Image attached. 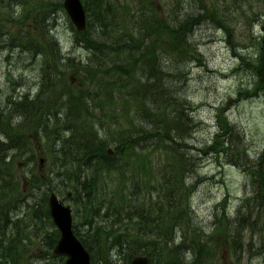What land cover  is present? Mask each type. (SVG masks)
Returning <instances> with one entry per match:
<instances>
[{
  "label": "trees",
  "instance_id": "16d2710c",
  "mask_svg": "<svg viewBox=\"0 0 264 264\" xmlns=\"http://www.w3.org/2000/svg\"><path fill=\"white\" fill-rule=\"evenodd\" d=\"M18 1L19 4L27 10L42 7L33 5L35 0ZM43 1L47 3L49 0ZM85 1V10L88 14L89 21L88 29L85 33L87 34V38L79 40L75 36V45L78 48H83L89 54L94 56L99 55L98 60H95V64L91 65L93 67H83L80 63L77 65L75 62L72 63L70 61H68V64L63 65L62 62L53 59L49 53V49L50 46L54 42L57 43V41L47 37L46 29L41 31V28H44L47 21L40 22L38 27L35 26L36 30H39L41 33L39 39H34L32 37L19 40L22 46H28L33 52H39L45 55L43 72L46 81L43 84V88L49 93H52L49 97L50 101L59 102L60 100V102L69 104L67 118L64 122L55 121L51 131L56 136L57 142L61 144V149L56 154L59 162L62 161L63 164H61L63 167L64 165H68L69 162L73 164L78 161L89 163L90 158L97 157L98 155V163L91 166V168L94 169L93 172L97 173L99 176L103 175V177L106 174L110 175L115 169L110 168L112 163L105 166L104 160L107 158L104 157V152H106L108 148L107 141L111 140L116 144V152L122 155V159H125L124 163L126 164L120 165L122 170H125V167L129 164L128 159L135 155L138 149L147 152L154 147L155 148L149 155H143V167L148 168V166H150L152 162L151 154L157 151L160 153V148L172 151L171 153L174 155V158L172 156L169 162H172V164L175 162L176 166L174 167L172 164L167 165L166 168L169 169V172L166 170L161 176L162 193L159 194L158 198L154 201L149 192V194H147L148 200L144 198L142 203H140L141 207L132 205L130 200H128L130 199L128 196H123L121 198L125 200L122 204L116 200L115 192H111L110 195L109 193L106 194V197L108 196L109 198H104L107 199L109 203L106 208L105 216L107 219L116 216V222L123 227V235L118 238L112 235L99 238L98 234H96L98 228L102 226L100 225L103 223L101 220L105 217L101 215L103 205L99 209V205L96 203V196H98L100 187H91L87 185L88 182L97 179H91L85 182V184L82 185V192L85 193V199L87 201L83 204L85 211L90 214L89 217L91 220L88 224H90L91 227L89 226L90 230L84 245L90 251L93 258L103 262V264H118V262L111 257V255H114L112 252L114 245H120V249L117 251H120L118 255L123 258L121 264H130L133 257L138 255H148L151 257V260H156L157 264H183L181 260H185V262L189 260L187 252H189L188 254H192L191 256L194 258L197 254V257L194 261H190L189 263L186 262V264H206L205 257L208 255L206 254L208 248L204 243L196 244L192 242L191 245L187 247L186 244L188 241L185 240L180 246L173 245V237L176 229H184L188 234L189 231L188 229L186 230L187 227L185 222L191 221L187 208L185 207L184 210L178 211V206L174 204L176 198L179 196L185 202L188 200L185 179L189 173L187 170L190 166L189 163L192 162V158L186 153L188 144L185 138L186 131L183 129L182 124H185L186 121L189 120L188 112L190 103L185 99L181 105H178V103L170 104L171 107L173 106L175 108L173 112L158 114L156 111H153L150 106L149 100L152 96L151 90H143V92L137 96V101L134 102L128 101L123 95L118 94V90L128 88L125 83L126 81L142 85L139 84V81L138 83L132 81L137 77H139L140 81L144 82L143 85L149 82V80L161 77L160 73L163 68L161 65L163 64L166 66L169 64V61H173L174 63L180 61L179 59L182 58L180 52L183 51L184 44L195 47L192 38L195 34V27L205 24L207 18L216 21L217 14L215 9L206 8L199 0L201 3L200 10L203 11L202 14H188L182 21H178L180 18L176 16L170 22V19L159 18L155 7L148 1L139 11L137 17L132 15L125 7L122 9V12L115 9L114 0ZM13 2V0H0V12L6 13L7 10L5 8L11 6ZM54 7L58 8L57 5ZM144 10L151 16L144 17L143 19H146V24L136 30L135 22L140 16L146 15V12H143ZM120 13H122L121 16ZM147 19L149 20L147 21ZM49 24H51V22ZM144 38L151 40L148 46V42L143 41ZM94 39H99L103 43L101 44L103 45L102 54L94 51L93 48H84L88 45L87 43H91ZM108 51H116L117 54L112 56ZM121 53L142 55L140 63H131L128 59L123 58ZM160 55H164L163 58H160ZM259 55L260 59L259 61L257 60L256 67L253 70L260 76V80L264 81V48L262 51H258V56ZM186 59L189 60L188 58ZM199 61H201V59H199ZM140 66L141 69H138V71L135 70V67ZM147 70L154 71L155 75L150 74L149 76ZM76 71L80 72L82 75H88V78L95 81H92L86 90L81 89V91L76 92L74 88L70 86L69 81L65 79L67 74H73ZM56 79H61L65 83V89L64 87L61 88L62 96L58 92L59 87L54 84ZM122 84L124 86H122ZM102 85L109 87V93H105L101 89ZM160 85L169 94L168 99H171L173 96H181L177 91L179 87L178 80L170 82L167 81L166 78H163ZM256 89L259 90L258 92L264 91V85L261 84L259 80ZM116 92L119 100L116 98ZM47 102H49L47 98L43 101L41 97H38L32 103L28 102L26 99L23 103L24 105L16 104V106L23 105L20 114L24 112L25 128L30 127L34 130L36 129L35 126L32 127L38 117V114H34V112L38 107L46 106ZM58 102L56 103L58 104ZM96 108L102 110L103 114H106L108 110L123 112L115 115L117 121L116 127L110 131L115 132L114 138L109 139L107 137L108 134L111 136L113 134L105 132L107 137L105 141L95 130L94 119L96 115L94 109ZM4 114L3 116L0 115V126L4 125V129L7 131L5 135L12 143L22 142L23 146L19 145L17 148L25 151V136L19 133L21 131L12 124L11 118L9 116H4ZM141 117L145 119L141 121ZM4 120L7 121V123H5ZM37 121L39 122L40 119ZM108 122L110 123V121ZM49 126V123L42 125V128L44 127V133L51 134V132L48 131ZM129 126L131 129L125 131ZM62 129H65V132H62ZM227 129L231 133L230 128L227 127ZM65 133L69 137H63ZM141 144L144 145V148H141ZM161 156L163 157V155ZM108 159L112 158L109 157ZM14 166H16L14 163H4L0 165L1 201L4 198H8V196H12L11 191L16 192V187H18V184L15 182V178L18 176L16 175ZM258 166H264V157L257 160L249 169ZM249 169L248 166L244 168L245 172ZM67 174H70V177L72 176L71 173L66 172V175ZM124 174L125 172L123 175ZM6 178L9 179V182L5 183L4 187H1L2 181ZM105 180L106 177L103 178V182H105ZM253 180V185L256 187L255 195L251 200L245 202L242 210L247 211V205L255 204L254 209L256 208L257 210V217L258 215H262L264 220V174ZM155 189L156 188H154V190ZM127 201H129V206H125ZM148 211L159 213V217H145ZM252 216V214H249L246 217L244 214L242 215V219L232 223V228L231 225L226 226V232H230L234 227H238V231L236 230L235 233L231 234L232 236L230 238L235 244H239L241 240V231H239V229L242 230L245 224H247V222L249 223ZM222 219L226 220L224 217ZM104 221H106L105 218ZM123 221H127V225L124 226ZM94 222L97 224L95 225ZM226 222H228V220H226ZM252 227L254 228L255 226ZM55 243L56 240L50 245L51 248L55 246ZM6 250H4L5 253ZM20 250L21 247L14 250H7V253L9 255L10 251H12L11 259L17 260L16 254H18ZM4 257L5 255H3V258Z\"/></svg>",
  "mask_w": 264,
  "mask_h": 264
},
{
  "label": "rangeland",
  "instance_id": "374dc122",
  "mask_svg": "<svg viewBox=\"0 0 264 264\" xmlns=\"http://www.w3.org/2000/svg\"><path fill=\"white\" fill-rule=\"evenodd\" d=\"M53 3H59V0H52ZM119 5L128 3L134 10L136 5L139 4V0H116ZM155 7V10L159 18L170 19V22L174 17H179L178 21L184 20L185 16L192 13H199L201 9V3L198 0H145ZM206 8L215 9L218 20L214 21L207 18V22L201 26L195 27V34L192 37L194 42L197 43L199 51L202 53L201 61H189L190 76L185 79L178 80L181 92L185 95L187 100L192 104L193 114L192 119L194 123H197L193 130V139L189 143V146L193 149V156L190 158H198L204 165L203 170L194 169L191 173H188V179H186L187 186L191 188V194L188 199V206L190 212H192L191 221H186V227L189 231V238L195 240L197 244L201 241L207 246L206 252L209 255H213L214 252L221 250L220 254L225 252L228 247L226 236L224 237H212L209 236L214 229L215 214L219 213L218 209L228 207L231 213L236 214L238 208L241 206L242 201L251 193V187L247 175L241 171L240 168L234 166V162L238 161V158L232 157L234 151L236 154H240V151H244L250 160L262 155L264 152V91L258 92L259 96H255L249 99H245V93H253V89L257 83L256 78L253 76L250 70L256 67L257 60L259 61L260 55L258 51L261 44V49L264 48V0H200ZM17 2V1H15ZM142 2V1H141ZM43 0H35L33 5H43ZM58 9V18L52 24H49V30L52 37H54L59 45L65 50V52H72L78 54V58L82 61H86L87 54L81 51H76L72 43L75 40V33L71 28V22L66 13L61 8ZM61 10V11H60ZM9 14L0 13V20H5V16ZM51 21V22H53ZM220 23L221 25H216ZM201 24V23H200ZM199 24V25H200ZM221 27V28H220ZM11 31H15L14 27L9 28ZM5 31V27L3 32ZM229 31V33H228ZM1 32V33H3ZM26 32H33L32 28H28ZM49 33V34H50ZM31 33H25L28 36ZM18 34H14L5 41H9L12 37ZM24 35V34H22ZM39 38V36H37ZM49 37V36H48ZM263 37V38H262ZM262 39V40H261ZM261 40V43H260ZM2 49L0 52V110L3 111L8 106L9 101H21L26 95L34 96L37 93V89L43 81L42 74V62L45 55L41 57H35L34 55L24 53L19 48L13 51L4 52ZM83 54V56H81ZM240 57L246 58L247 63L243 68L242 60ZM182 59V58H181ZM184 61V58H183ZM241 67V68H239ZM69 81L70 86L75 89H79L78 86L85 85L81 82L77 73H69L65 77ZM139 80V78L137 77ZM261 84L264 85V81L258 79ZM54 84L58 86V92L61 95V88L65 83L61 79H56ZM143 85V83H142ZM141 85V86H142ZM84 87V86H83ZM251 90V91H249ZM52 95V93L50 92ZM50 94L41 95V98L49 99ZM65 102L55 105V108H61L65 105ZM226 114L229 120L235 127L236 134L231 136V139L226 138L225 147H229L228 156L222 155L219 160L215 158V154L212 151H208V154L204 155L203 151L207 147L212 145L214 138L219 131L218 116L220 114ZM50 115H53L50 113ZM100 119L95 126L96 131L100 130V137L104 135V131L108 133L116 126L110 127L108 121H116L114 112L106 113L105 116L97 114ZM48 116L39 115L33 127L37 129V135H34V130L31 132L26 129V135L28 141V153L23 151H14L10 154V160L14 159L17 163H21L26 159L35 157L33 166L21 167L19 169L14 166L17 176H25L30 178H38L41 181H48L43 190L36 193L37 197H44L45 193L53 191L59 199L65 200L66 196L71 195L72 203L67 202L73 208L74 211V226L80 227L79 230L87 239L89 228L86 226V217L84 212L80 216H75L76 206L73 200H76V193L82 192V184H85L88 178V174L81 177L78 183L69 184L65 181V176L59 178L58 175H64L66 168L62 169L60 163L55 161L53 152V143L55 135L53 132L48 134L46 140L41 135V126L43 121H46ZM41 118V119H40ZM104 118V119H103ZM40 119L38 122L37 120ZM20 119L19 121H21ZM18 129L25 130L23 124L15 125ZM52 126V125H50ZM41 130V131H39ZM114 131L110 132L113 134ZM38 135L40 139H38ZM49 145L51 149L49 148ZM116 146H110L109 149L113 151ZM59 151V147L54 149V152ZM172 152V151H171ZM138 154H142L141 150H137ZM163 153V158L158 160L155 158V162L152 164L151 169L147 172V181L149 185L147 190L150 192L154 199L158 198L161 194L160 178L162 170H168L165 166L168 165V158L171 157V153ZM143 155V154H142ZM174 158V155H172ZM219 157V156H218ZM136 157H132L129 160L130 169L128 173L123 177L125 184H119L121 181L114 176L108 177V181L103 184L104 191L100 188L98 197L100 204L103 205L102 198L104 192L107 190L109 195L112 191L115 192L117 200L123 196L132 194L135 192L134 182H140L139 194L141 197H132L134 203H140V199L145 197L147 199V191L143 189L144 184L141 180H146L144 171H133ZM177 159V158H176ZM194 159V158H193ZM192 159V162L194 160ZM57 160V159H56ZM27 161V160H26ZM43 161V163H41ZM160 161V162H158ZM201 165V166H202ZM200 166V167H201ZM69 169V168H68ZM192 170L189 168L187 171ZM86 171V170H85ZM28 174V175H26ZM70 177V174H67ZM128 178V179H127ZM7 179L2 181L1 187H4ZM38 187L36 184L35 190ZM120 188H125L124 194L121 193ZM157 189V191L154 190ZM18 192L24 197L29 198L31 191L29 190L28 183H22ZM35 193V192H33ZM50 195V193H49ZM48 195V196H49ZM15 196H8L14 198ZM81 199V197H80ZM66 201V200H65ZM165 203V202H163ZM44 205V204H43ZM104 212L102 213V216ZM88 220V219H87ZM260 221L262 220L259 219ZM18 222V218L12 215V222ZM80 223V224H79ZM113 223V221L103 222L100 225H107ZM97 223H95L96 225ZM190 226V227H188ZM220 227V226H219ZM201 229V231H200ZM39 238H36V243L33 246L28 245V258L31 264H63L59 259L45 260L46 254L49 251L46 246L48 242H43L44 235L39 234ZM54 234L53 237H55ZM244 248L237 254L238 260L241 264H264V224L261 223L255 229H248L244 233ZM193 242V241H192ZM248 242H251L252 252L248 253ZM219 246L215 249L216 246ZM120 252V251H119ZM44 255L45 257L42 258ZM38 256V257H36ZM224 256L227 264L232 263L231 255L228 251L220 256ZM34 257V258H33ZM33 259V260H32ZM118 258H114L117 261ZM123 259V258H122ZM219 257L214 260L213 264H224V262L218 263Z\"/></svg>",
  "mask_w": 264,
  "mask_h": 264
},
{
  "label": "bare ground",
  "instance_id": "6f19581e",
  "mask_svg": "<svg viewBox=\"0 0 264 264\" xmlns=\"http://www.w3.org/2000/svg\"><path fill=\"white\" fill-rule=\"evenodd\" d=\"M83 7L85 8V0H81ZM61 4V5H60ZM55 5L58 6V8L64 10L65 8V0H59V3L55 4L53 3L52 0H49L47 3H44L43 5H39L42 7L36 8V9H30L27 10L23 7H16V6H8L5 9L7 10V13L9 14V16H5V20H0V42L3 39L9 38L10 36L14 35V34H18L16 35V37L19 38H23L25 33H34L36 32V27H38L40 22H51L54 19L58 18V14L59 11L58 9H55ZM114 5H117L116 3H114ZM45 7V8H44ZM61 11V10H60ZM62 12V11H61ZM150 14H146V15H142L139 17V19L135 22V28L136 30H138L139 27L143 26L144 24H146V19H143L144 17H150ZM143 19V20H142ZM149 19H147L148 21ZM216 21H219L218 18L216 19ZM216 25H221L220 23H215ZM36 26V27H35ZM5 27V31L3 32ZM10 27H14L15 31H11L9 28ZM28 28H32L33 32H26V30ZM3 32V33H1ZM86 31H82V32H78L75 34L76 38L79 40H84L87 38V34H85ZM75 40L72 43V46L75 44ZM88 45H86L84 48L85 49H89V48H93L94 51L98 52L99 54H102V50H103V44L99 39H94V41H91V43H87ZM190 44V43H189ZM193 46L184 44L183 45V51L180 52L182 54V59H179L180 61L174 63L173 61H169V64L164 66L162 63V70L160 73V76L163 78H166L167 81L170 82H175L177 80H181L183 79L184 82L186 81L185 79H187V77L190 76V70H189V65L187 64V62L194 61V60H199L202 57V53L199 51L197 43L193 42ZM16 48H19V50H21L24 53H28L31 55H34L35 57H41V54L39 52H33L31 50L30 47L28 46H20L17 47L15 45H11L7 50L13 51ZM76 51H82L83 48L80 49H75ZM49 53L52 56L53 59L58 60L60 62H62L63 65L68 64V61L70 62H76L79 61L78 58V54H73L72 52H65V50L59 45V43L54 42L49 49ZM108 53L112 56H115L117 53L116 51H108ZM121 56L123 58L128 59L131 63L133 64H139L142 55L140 54H126V53H121ZM164 55H160V58H163ZM184 58V61H183ZM186 58H188L189 60H187ZM61 64V65H62ZM138 69H141L140 67H135V70L138 71ZM147 72L150 74H154V71L152 70H147ZM161 77H156L155 79L149 80V82L145 83L143 86L135 84V83H129V82H125L127 85V89H120L118 90V94L123 95L126 99H128V101H137V96H139L143 90H151L152 96L150 97V106L152 107L153 111H156V113L158 114H162V113H171L175 110V108L172 106H170V104H174V103H178V105H181L186 97L185 95L181 92L180 88H177L178 93H180L181 96H173L171 99H168V93L166 92V90L160 85L161 81L163 80V78ZM87 83H92L91 78H87L86 79ZM136 83L142 84L144 82L138 80L137 78L132 80ZM182 81V80H181ZM122 86H124L122 84ZM101 89L105 92V93H109V87L102 85ZM39 94H43L44 91L42 89L38 90ZM25 101V100H24ZM24 101H22L19 104H23ZM28 102L32 103L31 97L27 100ZM24 105V104H23ZM22 105V106H23ZM22 106L20 105H11L9 107H7L5 110L1 111L2 113H7L4 114V116L11 115L14 116L15 118H24L25 115L22 113L20 114V111L22 109ZM68 107L69 104L66 103L65 105H63L61 108H55L52 107L50 105H46V106H42V107H38L34 114L37 113L41 116L46 115L48 117H50V124H52V122L55 121H63L67 118V114H68ZM53 114V115H50ZM31 115V114H29ZM219 119H228L229 117L226 114H222L220 112ZM144 117H141V121L144 120ZM53 120V121H52ZM183 129L186 131L185 132V138L186 141L189 143L191 142V140L193 139V130L196 127V124L193 123L190 120H187L185 124H182ZM131 127L129 126L126 130H130ZM107 131H104V135L102 136L103 140H107L106 137V133ZM108 142V141H107ZM6 143V142H5ZM147 145V144H146ZM112 146V144L110 145ZM109 146V147H110ZM109 147L107 148V151L104 152V157L105 158H109L111 157L112 159H106L105 161V166L110 165V168H114L115 171L112 172L113 175L117 174L120 176H123V173L125 172V170H122L120 168V161L122 160V155L119 153H114L112 152ZM141 148H144V145L141 144ZM13 148L11 147V145H4V144H0V165L6 163V164H13L14 159L10 160V154L13 152ZM24 153H28V151H24ZM208 154V152L205 153V155ZM102 156V153H101ZM27 160V161H26ZM25 161H22L21 163H17L14 162L16 165H18L20 168L21 167H30L33 166V162L35 160V157H31L29 159H26ZM101 160V159H100ZM99 160V161H100ZM55 161L56 158H55ZM41 163H43V161H41ZM98 163V155L97 157H93L90 158L89 163L86 162H75L74 164H72L70 166L69 169L66 170L67 173H71V177H68L66 175V173L64 175H58L60 176L59 178H62L65 176V181H67L69 184L74 183V182H78L81 177L85 176L86 174H88V178L91 179H97V180H93L91 182H88L87 185L93 187H98L100 186V188H102V190L104 189V185L101 183V178H103V175H98L97 173L93 172L94 169L91 168V166L96 165ZM189 168L192 169V171L194 169H196V171L199 169V171L201 172L204 168V165H202V162H190L189 163ZM202 165V166H201ZM201 166V167H200ZM86 170V171H85ZM249 173V175L247 174L248 180L252 181V183H254L253 179H257L258 177H261L264 174V166H258L252 169H249L247 171ZM90 179V180H91ZM185 187L187 188V193H189L191 191L190 186H187V184L185 183ZM104 191V190H103ZM107 191V190H106ZM106 191L104 193H106ZM155 191H157V189H155ZM12 196H15L14 198H4L1 203H0V247H6L7 250H14L16 248L21 247V249L24 250V254H28L29 250H28V245L29 246H33L36 243V238L38 239L41 235H44L42 238L43 242H47V240L53 238L54 234H56L58 231V227L54 224L51 223L52 221V217H50L51 215L49 214V211L51 210V202L53 199L58 200V202L64 206H70V204H67V202L72 203V199L69 196H66L65 200L62 201L61 199H59V197L56 196H48L45 195L43 198L41 197H37L35 195V193H28L30 196L29 198H24L18 191H11ZM98 198V196H96ZM151 198L155 201L156 199H154L151 195ZM117 200V198H116ZM130 200V202L132 203V205L134 206H140V203H134V201H132V199H128ZM120 203H124L125 200L123 199H119L117 200ZM44 204V205H43ZM179 210H184V208L186 207V202L179 196L176 198L175 203ZM82 212H84L85 217L87 218L90 214L84 211L83 207H78L75 211V214L78 216H80L82 214ZM12 215H14L15 217L18 218V222H12ZM145 217H159V213L155 212V211H148L147 215ZM104 219H102L101 221H103ZM72 222H74V217L72 218ZM89 227L87 224L84 227ZM80 228V227H79ZM238 231V227H234L230 232H228V234H233L235 233V231ZM96 234H98L99 238L102 237H108L110 235L112 236H116L121 237L123 235V227L116 222L107 224V225H102L101 227L98 228V230L96 231ZM120 245H114L112 248V252L114 253V255H111L112 258H118L117 262L118 264L122 263V256L118 255L117 250L120 249L119 247ZM48 248V246H46ZM111 249V247H110ZM44 253L46 254V258L45 260H47V262L51 259L53 260L54 258H52L51 256H49V254L47 252L44 251ZM197 253V252H196ZM22 253H18L16 254V258L17 261L16 263H20V264H28L24 258L26 255H24ZM208 254V253H206ZM204 256V255H203ZM197 257V254L195 256V258ZM195 258L192 256L191 259L186 260V262H190V261H194ZM203 258V257H202ZM206 258V259H205ZM205 262L206 264H209L211 261V257L208 254L205 257ZM181 262L183 264H186L185 260H181ZM48 264H51V262ZM181 264V263H180Z\"/></svg>",
  "mask_w": 264,
  "mask_h": 264
},
{
  "label": "water",
  "instance_id": "95a60500",
  "mask_svg": "<svg viewBox=\"0 0 264 264\" xmlns=\"http://www.w3.org/2000/svg\"><path fill=\"white\" fill-rule=\"evenodd\" d=\"M64 6L77 29L84 31L86 28L85 12L80 0H65ZM50 213L62 234L55 253L68 257L66 264H90L89 255L73 235L70 208H64L56 198L51 202ZM133 264H148V260L139 258Z\"/></svg>",
  "mask_w": 264,
  "mask_h": 264
}]
</instances>
